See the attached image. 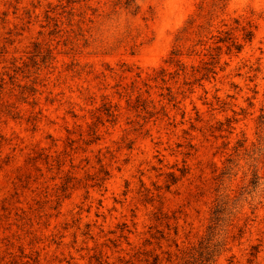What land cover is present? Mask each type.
<instances>
[{
	"label": "rangeland",
	"instance_id": "1",
	"mask_svg": "<svg viewBox=\"0 0 264 264\" xmlns=\"http://www.w3.org/2000/svg\"><path fill=\"white\" fill-rule=\"evenodd\" d=\"M221 195L264 264V0H0V264H184Z\"/></svg>",
	"mask_w": 264,
	"mask_h": 264
},
{
	"label": "trees",
	"instance_id": "2",
	"mask_svg": "<svg viewBox=\"0 0 264 264\" xmlns=\"http://www.w3.org/2000/svg\"><path fill=\"white\" fill-rule=\"evenodd\" d=\"M191 21H189L190 23ZM187 26L183 29L184 32ZM253 36L252 30L244 32V38L251 40ZM181 39L182 37H178ZM231 39V37H228ZM221 40V39H220ZM232 46L240 50L242 46L232 40ZM178 54V52H176ZM175 181V180H174ZM237 199L231 200L228 195H221L211 213L209 225L206 233L202 236L198 243L194 245L188 252V258L184 264H215L217 257L224 250L225 242L221 238V231L229 221L233 214L232 208L235 206Z\"/></svg>",
	"mask_w": 264,
	"mask_h": 264
}]
</instances>
